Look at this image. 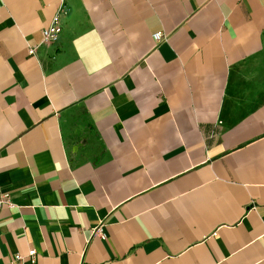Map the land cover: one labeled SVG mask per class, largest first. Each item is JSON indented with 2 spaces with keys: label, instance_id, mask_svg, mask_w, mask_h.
Masks as SVG:
<instances>
[{
  "label": "crops",
  "instance_id": "obj_1",
  "mask_svg": "<svg viewBox=\"0 0 264 264\" xmlns=\"http://www.w3.org/2000/svg\"><path fill=\"white\" fill-rule=\"evenodd\" d=\"M59 2L0 0V264H264V0Z\"/></svg>",
  "mask_w": 264,
  "mask_h": 264
},
{
  "label": "built area",
  "instance_id": "obj_2",
  "mask_svg": "<svg viewBox=\"0 0 264 264\" xmlns=\"http://www.w3.org/2000/svg\"><path fill=\"white\" fill-rule=\"evenodd\" d=\"M68 11H69V5L67 0H60L59 7L57 9L54 18L51 20L49 25L42 30L41 42L43 44L54 43L59 39L61 33L63 32L62 17L66 15ZM154 38L157 41H162L165 37L161 32H158L154 34ZM36 51H37L36 45L31 46L29 48L30 55H35ZM5 206L9 208H13L15 207V204L7 194L0 193V210ZM95 231L97 232L98 235L103 236V228L101 226L96 228ZM36 254L37 252L35 249H30L26 255L17 253L14 255L10 264H25L26 258H28V260L34 264L36 262Z\"/></svg>",
  "mask_w": 264,
  "mask_h": 264
}]
</instances>
